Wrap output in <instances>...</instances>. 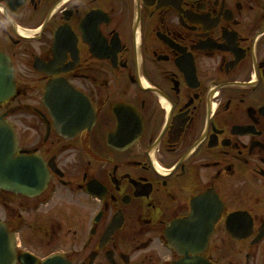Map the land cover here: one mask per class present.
I'll use <instances>...</instances> for the list:
<instances>
[{
  "label": "flooded vegetation",
  "instance_id": "flooded-vegetation-1",
  "mask_svg": "<svg viewBox=\"0 0 264 264\" xmlns=\"http://www.w3.org/2000/svg\"><path fill=\"white\" fill-rule=\"evenodd\" d=\"M0 54L15 92L0 114L50 176L35 199L0 193L15 264L177 262L165 230L205 193L213 236L246 213L263 264L264 0H0ZM52 82L74 95L68 140L41 105ZM218 242L204 256L229 264Z\"/></svg>",
  "mask_w": 264,
  "mask_h": 264
},
{
  "label": "water",
  "instance_id": "water-1",
  "mask_svg": "<svg viewBox=\"0 0 264 264\" xmlns=\"http://www.w3.org/2000/svg\"><path fill=\"white\" fill-rule=\"evenodd\" d=\"M63 86L53 83L46 89L45 104L51 117L55 121V127L58 135L65 138L73 137L74 133L81 131V128H65L60 124L62 116L61 103L66 96L71 98L73 93L58 94L53 96L50 92L61 90ZM53 93V92H52ZM12 94L11 76L6 63L0 58V102L7 100ZM49 94V95H47ZM17 153L16 138L13 134V128L7 122L0 119V190L12 192L25 196H36L43 189L48 181L44 166L36 157L27 158L20 156L14 158ZM193 219L188 218L185 221L177 222L169 226L166 232L168 246L178 255L186 256L193 251V255L197 253L199 248H203L209 234L211 233V225L202 222V213L206 210L201 205L193 206ZM113 231V230H112ZM248 235V229L241 234H237V238ZM0 264H14L9 239L4 234V229L0 226ZM45 264H65L59 259H53ZM177 264H205L199 258H186Z\"/></svg>",
  "mask_w": 264,
  "mask_h": 264
},
{
  "label": "rangeland",
  "instance_id": "rangeland-1",
  "mask_svg": "<svg viewBox=\"0 0 264 264\" xmlns=\"http://www.w3.org/2000/svg\"><path fill=\"white\" fill-rule=\"evenodd\" d=\"M30 102L31 101L27 100L26 104H29ZM12 119L14 120V118H12ZM221 240H222L221 238H214V241H216L217 244L219 243L218 241H221ZM228 243L229 244L226 246V249L229 250L230 256H229V254H228V256H229L231 264H244V262H243V256H244L243 248H241L240 246L239 247L236 246V245H239L238 243H234L236 245H234L230 242H228ZM219 248H221V247H219ZM241 249H242V251L239 252V250H241ZM258 259H260V257H258V256L253 257V254H251L250 260H249L250 264H252L254 260L257 261Z\"/></svg>",
  "mask_w": 264,
  "mask_h": 264
}]
</instances>
